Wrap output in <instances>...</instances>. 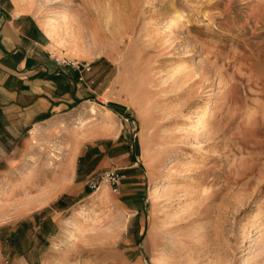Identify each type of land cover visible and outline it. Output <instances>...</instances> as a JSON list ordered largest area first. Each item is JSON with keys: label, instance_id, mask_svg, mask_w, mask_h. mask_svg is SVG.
Wrapping results in <instances>:
<instances>
[{"label": "rangeland", "instance_id": "obj_1", "mask_svg": "<svg viewBox=\"0 0 264 264\" xmlns=\"http://www.w3.org/2000/svg\"><path fill=\"white\" fill-rule=\"evenodd\" d=\"M14 1L92 68L0 123V264H264V0Z\"/></svg>", "mask_w": 264, "mask_h": 264}, {"label": "crops", "instance_id": "obj_2", "mask_svg": "<svg viewBox=\"0 0 264 264\" xmlns=\"http://www.w3.org/2000/svg\"><path fill=\"white\" fill-rule=\"evenodd\" d=\"M47 38L31 12L0 0V123H37L74 109L78 84L56 64Z\"/></svg>", "mask_w": 264, "mask_h": 264}, {"label": "built area", "instance_id": "obj_3", "mask_svg": "<svg viewBox=\"0 0 264 264\" xmlns=\"http://www.w3.org/2000/svg\"><path fill=\"white\" fill-rule=\"evenodd\" d=\"M58 64L63 67H71L77 70L79 74V80H84V73L91 70L92 65L90 61H79L75 59H66L55 57ZM125 175L119 171V169L107 170L101 173L97 178L90 181L89 185L91 188L97 189L102 183H108L114 191H117L122 184Z\"/></svg>", "mask_w": 264, "mask_h": 264}, {"label": "bare ground", "instance_id": "obj_4", "mask_svg": "<svg viewBox=\"0 0 264 264\" xmlns=\"http://www.w3.org/2000/svg\"><path fill=\"white\" fill-rule=\"evenodd\" d=\"M174 1V0H173ZM179 10V3H178V1L177 2H173L172 4H171V7L170 8H168L167 10H165V12H163V17L165 18V20H166V18L167 17H169L170 15H172L173 13H175L176 11H178ZM144 80H145V78H144ZM144 84V83H143ZM89 111L91 112V113H96L97 112V110H96V108L95 107H90V109H89ZM185 117H189L188 116V113H186L185 114ZM143 157L145 158V160L146 161H149V160H152V159H156V155H155V153H154V156L152 155V158L150 159V157L148 156V153L146 152V148L143 150ZM161 158V157H160ZM105 185H104V183H102L98 188H97V190H95V193H98V192H100L101 191V187H104ZM106 187V186H105ZM107 193V192H106ZM103 194V193H102ZM108 194V193H107ZM107 194H106V196H107ZM76 223V222H75ZM76 225V224H75ZM73 229H76V226L73 228Z\"/></svg>", "mask_w": 264, "mask_h": 264}]
</instances>
